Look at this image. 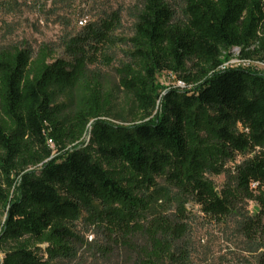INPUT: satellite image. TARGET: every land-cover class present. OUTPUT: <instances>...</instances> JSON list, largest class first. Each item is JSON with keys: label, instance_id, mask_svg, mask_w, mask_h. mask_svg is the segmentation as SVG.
Returning <instances> with one entry per match:
<instances>
[{"label": "trees", "instance_id": "1", "mask_svg": "<svg viewBox=\"0 0 264 264\" xmlns=\"http://www.w3.org/2000/svg\"><path fill=\"white\" fill-rule=\"evenodd\" d=\"M112 26L88 27L70 60L47 45L0 49V264L77 259L82 220L103 229L105 257L120 247L128 264H190L185 203L207 223L234 221L264 264V74L224 67L234 49L264 57V0H183L180 15L140 0L120 76L137 104L131 126L106 120V81L87 67ZM162 73L184 86L160 91ZM73 81L86 104L64 116L54 88ZM222 175L219 189L210 176Z\"/></svg>", "mask_w": 264, "mask_h": 264}, {"label": "rangeland", "instance_id": "2", "mask_svg": "<svg viewBox=\"0 0 264 264\" xmlns=\"http://www.w3.org/2000/svg\"><path fill=\"white\" fill-rule=\"evenodd\" d=\"M5 3V4H4ZM177 15L183 10V0H169ZM140 0H5L0 3V49L17 46L36 51L42 45L50 46L55 51V59L70 60V46L77 38L84 37L88 27L102 29L103 23L112 21L108 40L97 44L88 62V70L102 75L106 81V91L111 99V107L106 120L131 126L137 119V104L134 96L125 91L120 83L121 69L129 63L130 50L128 40L134 34ZM116 18V21L113 20ZM93 53V54H92ZM229 61H242V52L232 50ZM240 59V60H239ZM250 69L264 74V57H250ZM179 82L176 75L162 73L157 76L160 91L175 87ZM56 103L64 116L81 111L86 104V94L80 81L61 83L55 88ZM88 138H86L87 140ZM53 154L55 147L50 144ZM250 155L238 159L249 158ZM220 189L225 177L210 176ZM172 199L176 191L171 192ZM167 209L176 214L177 203L169 202ZM255 211L250 206L251 214ZM185 213L190 216L191 233L189 245L190 264H256L253 256L245 250L243 239L235 231V223L228 220L225 224L207 223L198 207L185 203ZM0 220L4 219L0 217ZM77 230L84 238L85 246L80 249L77 259L60 264H128L125 250L116 247L113 256L105 257V233L93 223L82 220ZM136 242V240H135ZM4 256L0 254V261ZM111 258V259H110ZM110 259V260H109Z\"/></svg>", "mask_w": 264, "mask_h": 264}, {"label": "bare ground", "instance_id": "3", "mask_svg": "<svg viewBox=\"0 0 264 264\" xmlns=\"http://www.w3.org/2000/svg\"><path fill=\"white\" fill-rule=\"evenodd\" d=\"M235 50H238V49H235ZM238 63H241L243 65H251V62L249 60L238 61ZM243 65H228L227 67H239V66L244 67V68H249L250 67V66H243ZM183 86H184V84L179 81V87H183Z\"/></svg>", "mask_w": 264, "mask_h": 264}, {"label": "built area", "instance_id": "4", "mask_svg": "<svg viewBox=\"0 0 264 264\" xmlns=\"http://www.w3.org/2000/svg\"><path fill=\"white\" fill-rule=\"evenodd\" d=\"M228 65H243V64L238 63V61H229V62H226L224 64V67H227ZM243 66H251V65H243ZM175 87H178L179 88V82H177V85Z\"/></svg>", "mask_w": 264, "mask_h": 264}]
</instances>
